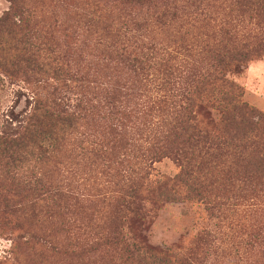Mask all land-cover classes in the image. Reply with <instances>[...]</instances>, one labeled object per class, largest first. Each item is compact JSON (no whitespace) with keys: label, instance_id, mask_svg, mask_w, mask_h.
Segmentation results:
<instances>
[{"label":"rangeland","instance_id":"374dc122","mask_svg":"<svg viewBox=\"0 0 264 264\" xmlns=\"http://www.w3.org/2000/svg\"><path fill=\"white\" fill-rule=\"evenodd\" d=\"M97 7L110 10L112 3L110 0H0V27L5 15L14 8L20 12L22 10L20 14L25 17L32 18L30 24L11 31L17 36L34 32L40 37L39 43L46 54L53 52L54 55L60 54L66 58L73 75L80 80L72 85L69 95L72 100H92L97 105L104 98V89L119 88L123 96L130 95L122 99L124 103L120 98L115 99L119 107L125 105L130 110L139 98L140 105L144 101L151 103L152 100L153 107L155 97L161 96L158 95L161 94L158 86L155 84L138 88L135 82H129L127 62L116 58L121 49L130 52V45L142 49L143 45L147 48V44H152L154 38L158 37L156 28L152 27V19L143 29L130 28L129 34L121 38V43L116 44L117 25L109 28L103 19L99 26L97 23L92 27L84 26V21L93 17L91 13ZM148 8L152 12V4L141 8L145 17L149 16L146 13ZM203 25H179L180 34L189 32V38H197L210 30ZM176 27L177 24L168 30L170 35L176 34ZM5 29L8 27L5 26ZM163 35L165 36L160 41L164 40L166 45L162 46H174L176 38L168 37L165 33ZM1 36L6 37L4 32H1ZM44 52L40 54L43 55ZM195 60L198 61V57ZM153 66L154 69L148 72L152 75L158 72L155 70L157 65ZM12 72L0 65L1 261L12 264H122L118 254H113L112 258V254L106 251V246L96 245L100 232L114 234L120 242V249L137 241L138 245L151 251L171 246L174 251L188 258V252L193 249L196 238L206 229L217 232L218 235L217 240L213 239L204 264H256L261 260L264 247L257 246L252 249L247 246L249 236L248 233L245 234V230L264 220V191L259 192L261 188L258 187V195L249 196L251 199L247 201L239 198L236 201L239 207L232 212H226L225 221L220 222L210 216V213L207 214L205 207L208 201L196 199L193 194L188 195L185 186L204 183L203 190L209 192L207 197L214 200L216 196L223 194V191L220 192V184H224V180L214 157H203L200 150L196 151L195 157L192 156V150L187 147L184 149L175 136L173 127H170V135L167 133L169 139L166 153L160 159L152 157V162L147 164L150 168L148 167V174L145 176L148 175L149 182L146 184L151 186L150 193L141 194L135 201L144 202L146 211L132 212L126 204L124 200L127 196L123 188H126L130 170L126 162L129 158L125 154H141L145 152L142 151L143 148H148L150 137L153 139L155 128L163 118L162 113L156 111L151 112V115L147 113L143 118L152 120L148 126L141 124L143 116H137L135 112L130 119H125L123 133L129 135L130 141L126 142L128 149L120 152V156L122 160L127 158L123 164L126 168L115 165V171L106 167L103 170L99 165L101 160L92 156L88 142L94 131L89 122L83 123L80 133L68 140V152L59 156L57 162L46 171L52 182H60L63 193L56 198L62 207L57 206L54 209L59 210L53 218H45L46 213L41 208L39 210L38 207H33L34 204L39 205L38 180L44 169L29 162L26 157L21 162L18 161L20 157L13 156L9 140L22 136L35 107V96L48 95L52 82L42 76L26 79L23 71L12 76ZM188 76L187 71L184 78L187 79ZM228 78L241 89L245 104L264 113V54L247 63L242 73L231 74ZM172 93L175 96L181 92L174 88ZM177 101V98L172 97L170 102L173 106L177 105L179 110ZM72 104L75 106V102ZM154 106L158 108V105ZM97 138L101 139L100 136ZM132 144L135 146L132 147ZM146 154L148 157V153ZM136 170L137 168L134 169L132 177L139 179L140 175H136ZM186 173L190 175L186 176ZM66 203L74 207L66 209ZM65 217L71 221L74 230L72 227L61 226ZM44 230L52 235L61 251L59 254H48L45 260L37 253L45 240L42 236ZM117 248L118 246H114L107 249L114 252ZM72 252H76L74 257Z\"/></svg>","mask_w":264,"mask_h":264},{"label":"trees","instance_id":"16d2710c","mask_svg":"<svg viewBox=\"0 0 264 264\" xmlns=\"http://www.w3.org/2000/svg\"><path fill=\"white\" fill-rule=\"evenodd\" d=\"M110 2L112 9L97 7L91 13L92 18L85 17L87 20L84 21V26L92 27L96 23L99 26L103 19L109 28L117 25L115 37L117 44L121 43L122 37L129 34L130 28L143 29L152 19V27L156 28L158 36L154 38L152 44H147V48L143 45L142 49L130 45L132 48L130 52L121 49L116 58L121 62H127L129 82H135L140 89L155 84L158 86L161 91L158 95L161 96L155 97L153 107L152 100L151 103L144 101L140 105L141 98L134 103L132 109L129 108L130 110H127L125 105L119 107L115 99L120 98L123 102V98L130 96L129 94L123 96L119 88L104 89V98L97 105L92 103V100L87 102L82 99L72 100L69 97L72 85L79 83L80 80L73 75L66 58L60 54L54 55L53 52L46 54L39 43L40 37L34 32L27 35L21 33L17 36L11 31L30 24L32 18L25 17L20 14L22 10L20 12L14 8L2 20L0 65L6 67L8 72L13 71L10 73L12 76L23 71L26 79L42 76L52 82L49 85V97L48 95L41 97L39 94L35 96V107L22 136L9 140L13 156L20 157L18 161L21 162L26 157L29 162H34L44 169L38 180L39 205L34 204L33 207H38L39 210L41 208L46 213L45 218H53L55 212L59 210L54 209L57 206L62 207L56 199L63 193L62 185L60 182H52L50 174L46 171L57 162L59 156L68 152V140L80 133L83 123L89 122L94 131L88 142L92 156L101 160L99 165L103 170L106 167L115 171V165L126 168L123 164L127 158L122 160L120 156V152L128 149L126 142L130 141L129 135L123 133L125 121L130 119L134 112L137 116H143V119L147 113L151 115V112L156 111L161 112L163 118L155 128L153 139L150 137L148 148H143L142 151L145 152L141 154L135 155L131 152L125 154L129 158L126 162L130 176L126 188H123L128 199L125 198L124 201L132 212L146 211L144 202L135 201L141 194L150 193L151 186L146 184L149 182L148 175L145 176L148 174V167L150 168L147 164L152 162V157L160 159V156L166 153L173 127L174 134L184 149L187 147L192 150V156L195 157L196 151L200 150L201 156L214 157L224 180V184H220L222 187L220 192L223 191V194L212 200L207 197L209 192L203 190L204 183H193L185 187L188 195L193 194L196 199L208 201L205 207L207 214L210 213V216L220 222L225 221L226 212H232L239 207V203H236L239 198L247 201L251 199L249 196L258 195V187L261 188L259 192L264 191V113L245 104L242 101L241 89L228 78L231 74L242 73L247 63L264 54V0H110ZM151 4L152 12L148 8L146 13L149 16L145 17L141 8ZM199 23H203V26L209 27L210 30L197 38H189L191 37L189 32L180 34L179 25L194 27ZM175 24L176 34L172 36L168 30ZM5 26L8 29H5ZM1 32H4L6 37L1 36ZM164 33L168 37L176 38L171 48L168 45L166 48L162 46L166 45L164 40L160 41L165 36ZM40 52H44L43 55ZM195 57H198V61ZM154 64L157 65L155 70L158 72L152 75L148 72L154 69ZM187 71L189 76L185 79ZM174 88L175 90L178 88L181 93L173 96ZM172 97L177 98L179 110L176 108L177 105L173 106L170 102ZM154 105H158V108ZM151 121L143 119L141 124L148 126ZM98 136L101 137L100 140ZM134 146L135 144H132V147ZM132 151L135 152V149ZM135 168L136 175H140L139 179L132 177ZM189 175L186 173V176ZM123 176L126 175L123 173ZM72 207L74 205L69 203L64 205L66 209ZM63 219L61 222L63 228L75 229L67 217ZM237 227L240 229L238 225ZM246 229L245 234L248 233L249 236L246 245L252 249L257 246L264 247V220ZM241 231L240 233L244 235ZM217 235V232L208 229L200 233L193 244V249L188 252V258L174 251V247L151 251L138 245L137 241L120 249V242L111 233L107 235L100 232L96 238L98 241L96 245L106 246V251L112 254V258L118 254L122 264H204L213 239L217 240ZM42 236L45 240L37 253L43 260L48 254L61 253L51 234L44 230ZM114 246H118L114 252L107 249ZM261 254L262 258L256 264H264V253ZM75 255L76 252H72V256ZM0 264L12 263L0 260Z\"/></svg>","mask_w":264,"mask_h":264}]
</instances>
